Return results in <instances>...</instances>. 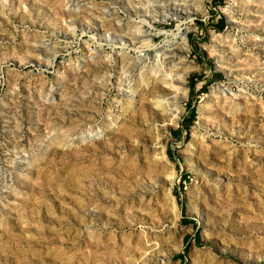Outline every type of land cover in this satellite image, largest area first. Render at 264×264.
<instances>
[{"label":"rangeland","instance_id":"obj_1","mask_svg":"<svg viewBox=\"0 0 264 264\" xmlns=\"http://www.w3.org/2000/svg\"><path fill=\"white\" fill-rule=\"evenodd\" d=\"M0 264H264V0H0Z\"/></svg>","mask_w":264,"mask_h":264},{"label":"bare ground","instance_id":"obj_2","mask_svg":"<svg viewBox=\"0 0 264 264\" xmlns=\"http://www.w3.org/2000/svg\"><path fill=\"white\" fill-rule=\"evenodd\" d=\"M152 19H153V17H151ZM165 18H167V16H164L163 17V19H165ZM154 20V22L155 21H158V19H157V17L156 18H154L153 19ZM145 21H147V22H149L150 23V21H149V18H144L143 19V21L142 22H145ZM152 25H153V23H152ZM154 26V25H153ZM138 27V26H137ZM180 28V27H179ZM136 30H138L139 32H140V34H142V33H145L146 35H148V30L146 29H144V26L143 25H141V26H139V28L138 29H136ZM150 32H152V30H149ZM161 33V32H160ZM140 36H138V34H136L135 35V38H139ZM109 38H111V35L109 36ZM128 44V46H132L134 49H136V50H139L140 51V53L137 55V56H132L131 55V53L130 52H128V54H129V56H130V58L129 59H133V60H135V62H137L136 61V58H138L139 59V61H140V58L141 57H144L145 55H148L149 56V58L151 57L150 56V54L149 53H147V52H145L144 50H142L140 47H137L136 46V42H132V43H127ZM149 47H150V44H149ZM154 47V46H153ZM126 49V48H125ZM128 51V50H127ZM156 54H157V58H158V60H157V63L155 64L153 61H152V64H150L149 66H148V69H147V71H145L144 73H142L141 75H140V77H139V79H138V81H136V82H134L133 84H131V83H129L128 84V88H130L131 89V91H132V94H130V96H129V102H130V104H129V107L131 106H133L134 104H135V100L137 101V99H138V95H140L145 89L146 90H148V92L150 93V94H152V100H153V103H154V105H156L157 107H159V108H161L162 109V111H164L167 115H168V117L171 119V120H173L172 122H174V119H176L178 116H179V114H180V112L182 111L181 109H180V107H179V105H178V103H176V106H174V108H170V107H168L169 105V102H170V100H168L169 98H170V96L171 95H173L176 99H179V94H178V90H180V87L177 85L178 84V82L180 81V80H177L172 74H170L169 72H167V71H165V73L163 74V78H162V81L163 82H161L160 83V86H159V88H157L156 87V84L157 83H155V81H152V79L149 77L148 78V74H149V72H150V70H153V71H155V72H151L152 74L154 73H156V67L155 66H160V65H162V68H163V66L165 67L166 66V61L168 60V58L170 57V55L171 54H173V50L171 51V50H162V49H158L157 47H156ZM125 55V54H124ZM127 55V54H126ZM143 59V58H142ZM127 64H129V62L127 63ZM126 64V65H127ZM137 64V63H136ZM168 66V65H167ZM128 67H130V66H128ZM155 67V68H154ZM160 68H161V66H160ZM168 68V67H167ZM166 67H165V70L167 69ZM159 70V69H158ZM162 70V69H161ZM163 70H164V68H163ZM170 70V69H169ZM171 71V70H170ZM160 72V71H159ZM152 74H150V75H152ZM160 74V73H159ZM162 75V74H161ZM124 76V75H123ZM156 76H158V75H156ZM128 77V76H127ZM182 77V76H181ZM180 77V78H181ZM156 78V77H155ZM179 78V77H178ZM183 78V77H182ZM155 80V79H154ZM160 80H161V78H160ZM159 80V81H160ZM127 81V80H126ZM129 81H131V80H129ZM181 81H182V79H181ZM180 81V82H181ZM162 84V85H161ZM119 85L120 86H122L123 85V77H121V79H120V83H119ZM139 86H141L140 87V89H139ZM143 87V89H141ZM158 90V91H157ZM147 92V93H148ZM185 92V91H184ZM126 93V92H125ZM182 95H183V93H182ZM176 99H175V101H176ZM181 100V99H180ZM173 101V100H172ZM152 102V101H151ZM177 102V101H176ZM180 102V101H179ZM173 104V103H172ZM175 105V104H174ZM160 149H162V148H160ZM161 156H162V158L165 160V161H168V158H167V154H166V151H165V149H162V151H161ZM165 163V162H164ZM168 164V163H167ZM171 174H173V172L171 173ZM170 174V175H171ZM176 174V173H175ZM171 180V182L173 183L174 182V175H172L171 176V179H169V181ZM173 185V184H172ZM171 193V192H170ZM173 196V194H170V198ZM174 197V196H173ZM171 201H172V204H173V209L176 211V215H177V213H178V211H177V206L178 205H176L175 204V202H173L174 201V199L173 198H171ZM179 215V214H178ZM177 217V216H176Z\"/></svg>","mask_w":264,"mask_h":264}]
</instances>
